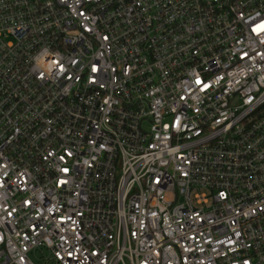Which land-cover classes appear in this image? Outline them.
Segmentation results:
<instances>
[{"label":"built area","instance_id":"obj_1","mask_svg":"<svg viewBox=\"0 0 264 264\" xmlns=\"http://www.w3.org/2000/svg\"><path fill=\"white\" fill-rule=\"evenodd\" d=\"M261 25L264 0H0V264H264Z\"/></svg>","mask_w":264,"mask_h":264},{"label":"rangeland","instance_id":"obj_2","mask_svg":"<svg viewBox=\"0 0 264 264\" xmlns=\"http://www.w3.org/2000/svg\"><path fill=\"white\" fill-rule=\"evenodd\" d=\"M32 258H34V259H35V256H33V255H32Z\"/></svg>","mask_w":264,"mask_h":264},{"label":"snow or ice","instance_id":"obj_3","mask_svg":"<svg viewBox=\"0 0 264 264\" xmlns=\"http://www.w3.org/2000/svg\"><path fill=\"white\" fill-rule=\"evenodd\" d=\"M262 28H264V25H261Z\"/></svg>","mask_w":264,"mask_h":264}]
</instances>
